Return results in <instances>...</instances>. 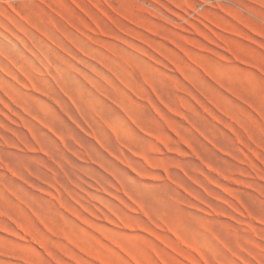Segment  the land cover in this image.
<instances>
[{"label": "rangeland", "instance_id": "obj_1", "mask_svg": "<svg viewBox=\"0 0 264 264\" xmlns=\"http://www.w3.org/2000/svg\"><path fill=\"white\" fill-rule=\"evenodd\" d=\"M0 264H264V0H0Z\"/></svg>", "mask_w": 264, "mask_h": 264}, {"label": "bare ground", "instance_id": "obj_2", "mask_svg": "<svg viewBox=\"0 0 264 264\" xmlns=\"http://www.w3.org/2000/svg\"><path fill=\"white\" fill-rule=\"evenodd\" d=\"M5 32H6V31H5ZM8 32H9V31H8ZM8 32H7V33H8ZM18 50H19V49H18Z\"/></svg>", "mask_w": 264, "mask_h": 264}]
</instances>
